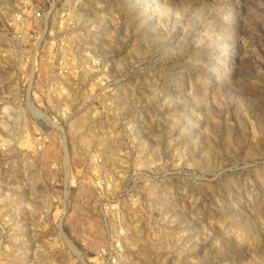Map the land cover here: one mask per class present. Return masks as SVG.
Listing matches in <instances>:
<instances>
[{"label": "rangeland", "instance_id": "obj_1", "mask_svg": "<svg viewBox=\"0 0 264 264\" xmlns=\"http://www.w3.org/2000/svg\"><path fill=\"white\" fill-rule=\"evenodd\" d=\"M25 1L0 0V213L36 228H0V264H264V0H60L74 73L36 99ZM37 234L65 240L12 243Z\"/></svg>", "mask_w": 264, "mask_h": 264}, {"label": "built area", "instance_id": "obj_2", "mask_svg": "<svg viewBox=\"0 0 264 264\" xmlns=\"http://www.w3.org/2000/svg\"><path fill=\"white\" fill-rule=\"evenodd\" d=\"M39 1V0H38ZM80 0L75 2V5L79 6ZM60 0H44L42 6L38 4H33L30 0L22 3V8L17 9L12 13L11 16L6 18L5 26L9 32V35L16 37L17 40H21V38H26L33 40L32 44L23 45V47L27 48L24 54V61L22 64L20 62V66L23 71V79L27 80L29 90L25 91V98H50L54 97L55 94H64L63 81L66 79H71L73 77L74 69L70 64L72 62L67 54V43L65 42L68 38H66L67 29L65 20L70 17L71 12L66 8L61 7L60 9L56 8V5L59 4ZM70 7V6H69ZM71 8V7H70ZM72 9V8H71ZM74 7L72 10H75ZM74 13V11H73ZM57 35H62L60 39H58V43L48 41L53 40V37ZM47 41V42H46ZM13 49L20 48L19 45L11 46ZM44 65V68L48 67L49 71L52 73V77L50 82L47 83V86L43 88H32L31 83L35 78L39 77L40 72L36 70L37 66ZM29 74L28 79L24 76ZM31 211L30 209H28ZM3 211V209H2ZM46 210H42L40 219L41 221H46L50 227H55L53 224L48 222L45 217L47 213ZM27 212V210H26ZM1 214V213H0ZM2 223L0 228L8 229L11 226L15 225L17 227L21 226H30V228H36V223L28 222V221H7V218L10 214L2 215ZM44 223V222H42ZM32 229V231H34ZM43 233V232H40ZM40 237V238H39ZM57 238H47L46 235H38L36 237L32 236L31 238H14L12 239V243L18 245L19 243L27 244L28 242H61L64 241V238H60L58 235ZM45 238V239H41ZM18 243V244H17ZM16 246H12L11 249L14 251ZM24 252L14 251L13 256H18L21 259L35 261L37 257L42 255L40 252L38 253L36 250H32L29 246H26ZM11 251V252H12ZM10 254V252H8ZM17 264V263H11ZM32 264V263H31Z\"/></svg>", "mask_w": 264, "mask_h": 264}]
</instances>
